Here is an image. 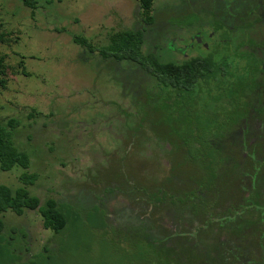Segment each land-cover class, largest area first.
I'll return each mask as SVG.
<instances>
[{
    "label": "rangeland",
    "instance_id": "obj_1",
    "mask_svg": "<svg viewBox=\"0 0 264 264\" xmlns=\"http://www.w3.org/2000/svg\"><path fill=\"white\" fill-rule=\"evenodd\" d=\"M186 1L190 3L188 12L171 16L183 0H153L152 12L157 22L169 17L172 25L177 24L179 35L167 41L159 32L146 31L143 51L160 44L158 49L164 52L161 58L176 60V53L164 45L187 44L191 32L185 26L187 21L210 45L211 36H219V23H213L205 9L239 0ZM138 19V0H38L33 12L21 0H0L1 28L9 37L0 43L6 64V83L0 88V123L9 117L18 120L13 129L14 142L28 152L29 171L38 173L36 181L27 185L29 191L41 200L56 198L68 216L67 226L54 232L43 227L37 210L25 209L22 214L5 210L0 264H146L148 243L143 247L142 259L141 246H137L140 244L124 241L121 227H130L133 214L147 213V187L154 185L153 179H164L165 172L161 170L174 172L170 169L172 162L182 161L184 156L188 159L190 155L182 149L187 147V133L198 134L201 141L210 140L209 133L214 128H222L236 116L237 109L235 105V109L230 107L227 97L220 99L222 106H216L221 107L220 114L213 115L208 106L219 100L209 95L201 98L204 108L198 103L193 105L187 119L175 115L165 122L162 110L148 111L146 105L141 106L144 83L131 61L104 59L71 37L76 32L103 44L108 31L134 28ZM198 44L195 42L193 47ZM231 55L228 62L237 63ZM236 63L231 65L234 71ZM226 82L228 87L235 85L229 79ZM240 99L243 97L236 103ZM230 110L234 116L226 118ZM199 122L197 129L194 125ZM202 147L206 155L207 144ZM193 162L183 163L181 170L176 169L177 174H196L198 164ZM21 171L23 168L18 165L0 169V182L15 188L21 183ZM223 177L226 178L224 174ZM213 183L219 185L221 200L234 189L228 181L225 187L222 178L211 180L215 186ZM201 186L205 188V184ZM215 192L209 190V202ZM135 196L141 201L134 200ZM208 206L212 208V203ZM230 211L229 217H233L236 211ZM219 213L212 208L210 219ZM191 214L187 210V216L178 221L174 215L163 220L178 233L192 229L188 232L192 237L184 240L188 250L183 256L193 255L197 259L193 263L237 264L234 260L239 256L255 254L252 248L256 245L253 237L257 228L247 229L251 227L248 218H241L236 225L242 214L236 220L228 217L225 224L202 220L193 227L186 219ZM248 215L255 217L254 213ZM182 238L179 235L177 240L182 242Z\"/></svg>",
    "mask_w": 264,
    "mask_h": 264
},
{
    "label": "trees",
    "instance_id": "obj_2",
    "mask_svg": "<svg viewBox=\"0 0 264 264\" xmlns=\"http://www.w3.org/2000/svg\"><path fill=\"white\" fill-rule=\"evenodd\" d=\"M21 1L32 12L38 5V0ZM152 9L153 0H138V25L134 28L111 29L107 33V41L103 44L94 43L87 36L76 32L71 33L72 40L86 48L90 53H95L104 59L131 61L141 73L144 83V88L140 92L141 97H144L141 106L145 107L146 105L148 111L151 109L160 113L162 110L161 117L165 122H167V118L176 115L174 113L176 110L175 105L179 104L182 117L187 119L193 105L198 103L200 106L202 105L201 108H204L201 98H207L209 95L219 101L218 104L214 103L208 106V109L213 115L220 114L218 112H220L221 107L218 109L216 106H222L220 104L222 100L233 95L232 92L235 90L232 86L228 87L227 79H229V82L234 81L242 85L244 82L249 84L251 81L254 88L258 80V74L264 73V36L257 38V36L251 34L252 31L257 29L252 27V23H250V26L242 28L243 30L240 29V33L235 35V42L233 43L235 51L231 57L238 62H232L236 63L234 68L237 67L234 71L231 69L232 63L228 62V56L221 54H196L190 58L175 61L162 59V56L157 55L152 50L143 51L142 45L145 32H148V28L156 27L159 23ZM167 18L169 19V17ZM261 24L262 22H260ZM1 25L0 22V43H3L8 41L9 37L1 28ZM4 58L5 55L0 54V88L4 87L6 83ZM202 91L205 92L202 93ZM17 124L18 120L14 117H9L5 123H0V169L9 170L15 165L23 168V171L18 174L20 185L13 188L0 182V231L4 227L2 213L5 210L11 209L17 214H22L25 209H30L39 212L44 228L59 232L68 224L67 213L56 198L49 196L41 200L38 195L32 194L27 188L28 184H33L36 181L38 173L29 171L30 156L28 152L19 148L14 142L13 129ZM200 126L201 122L198 126L197 124L194 125L197 129ZM227 126L228 130L231 131L232 125ZM224 131L223 127L214 128V132L209 133L211 139L203 141L198 139V134L187 133L184 136V143L187 147L183 145L184 148L182 149L190 155L188 159L184 156L182 161L172 162L170 169H174V172L161 170V173L165 172L164 179L160 181L159 179H153L154 185H148L147 187V213L133 214L130 227H121L124 241L140 244L137 246H141L142 259L145 257L143 247L145 242L148 243L146 264H179V261L180 264H187L183 262L184 259L192 261L191 264H197L193 263L197 261L196 258H192L193 255L190 258L183 256L184 251L188 250V245L185 244L184 240L192 237V234L188 233L192 229L189 228L187 233H178L165 224L163 217L169 219V216L174 215L179 217L178 221L182 219L181 217L188 210L192 214L190 218L186 219L192 227L193 224H198L202 220L207 222L216 221V223L221 224V213L214 214L216 218L210 219L208 214L210 206L208 204L211 202V207L215 211H220L222 206V200L218 194L219 185L213 183L215 186H212L211 180L221 179L223 168L220 163L223 159L220 154L222 148L220 146L221 138L229 135ZM168 132L173 134L171 130H168ZM178 136L180 137V135ZM173 140H175L174 137ZM208 142L216 146H212V150L207 151L208 154L205 155L202 146L207 144V148H209ZM233 149V147H230L229 152H232ZM187 161L189 163L194 161L193 163L198 164V167L195 166L196 174L189 172L183 174L181 171V174H177L176 169L181 170L183 163ZM258 165L257 163L256 166L258 167ZM239 166L241 165L230 166L231 174L237 175ZM200 184H205V188L203 189ZM209 190L216 191L210 202ZM137 199L140 200L138 196H135L134 200ZM106 212L107 214L110 213L107 210ZM108 215L110 216V214ZM106 218L110 220L108 216ZM105 223L106 226H110L106 220ZM179 235L184 237L182 242L177 240ZM178 249L181 250L179 254L177 253ZM258 249L260 250L262 247Z\"/></svg>",
    "mask_w": 264,
    "mask_h": 264
},
{
    "label": "flooded vegetation",
    "instance_id": "obj_3",
    "mask_svg": "<svg viewBox=\"0 0 264 264\" xmlns=\"http://www.w3.org/2000/svg\"><path fill=\"white\" fill-rule=\"evenodd\" d=\"M231 3L228 2L223 7L211 5L207 6L208 9H205L206 13H210V16H212V22L215 24L219 23L217 32L219 36H211L210 45L201 40L194 27L189 26V21H187L188 23L186 22V28H190L189 30L191 31L188 33L189 41L187 44L181 47L176 45L172 47L170 44L164 45L176 53L177 58L175 61L190 58L196 54L206 55L208 53H215L225 56L233 54L235 51L233 47L235 35L240 33V29L245 26H250V23H252V27L257 28L255 31H252L251 34L253 36H257V38L264 36V0H239L238 3ZM189 6L190 3L183 0L174 16H181V14L188 12ZM260 22H262L261 25ZM159 24L160 22L156 27L148 28V31L152 29L155 33L159 32L167 38V41L178 37L177 24L172 25L168 18H165ZM210 35H212V32H210ZM195 42L196 44L200 43L198 44L199 48L193 47L195 46ZM190 44H192L191 47L188 46ZM158 46L160 44L155 43L154 48L151 50L160 56L164 52L159 51ZM190 48L192 49L191 51H189ZM259 74L254 88L251 81L249 84L245 82L243 85L235 83L232 86L235 89L232 92L233 95L227 96V98L230 107L233 106L234 108L235 105L237 112L236 116H234L232 110L227 111L229 114L226 115V118H229L230 115L234 117L233 120L228 119L223 124L224 132L229 135L221 138L220 144L222 147L220 154L223 158L220 161L223 167L221 174L222 182L225 187L228 184L226 181L232 182L234 185V189L222 200L220 209L222 215L221 224H225L228 221L229 215L232 214L230 211L231 208L236 212H234L233 217L229 218L236 220L235 217H238L240 214L243 215L237 218L235 221L236 225H239L237 223H240L241 218H248V223L251 227H247V229L252 230L254 227L257 228L253 237L256 245L252 248L256 250L254 252L255 254L239 256L237 260H234L237 264H264V240L262 241L264 239V187H262L264 183V73ZM239 97H243V100L240 99L236 103ZM175 109L174 113L181 115V107L179 104L175 105ZM229 124L232 125V128H230L231 131L228 130L227 125ZM209 145L206 151L212 150V146H216L212 143H209ZM230 147L234 148L232 152H229ZM257 163L259 164L258 167L256 166ZM238 164L241 165L239 166L238 174H231L230 166ZM223 174L226 178L223 177ZM251 213H254V218L251 217L252 215H248ZM208 214L212 215V208H209ZM260 244H262L260 246L262 249L259 250ZM247 253H249V250Z\"/></svg>",
    "mask_w": 264,
    "mask_h": 264
}]
</instances>
